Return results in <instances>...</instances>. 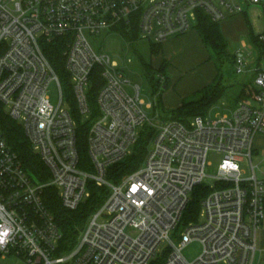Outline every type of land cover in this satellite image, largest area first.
Wrapping results in <instances>:
<instances>
[{"label":"built area","instance_id":"built-area-1","mask_svg":"<svg viewBox=\"0 0 264 264\" xmlns=\"http://www.w3.org/2000/svg\"><path fill=\"white\" fill-rule=\"evenodd\" d=\"M249 5L264 10V0H0V102L46 169L36 174L26 167L0 129V258L15 256L18 264H256L264 179L252 159L255 139L264 134V58L258 53V64L248 67V58L234 57L237 74L255 75L254 95L230 114L163 121L150 118L152 103L145 104L142 88L92 43L121 31L162 45L196 28L199 12L221 22ZM54 43L63 47L77 108L90 123L83 164L77 121L45 53ZM146 127L153 137L144 163L120 182L110 181V167L132 153ZM210 152L222 154L214 175L208 173ZM246 160L251 174L242 168ZM91 182L108 188V196L80 228L76 246L62 252L48 189L75 211L90 197ZM199 185L210 191L197 219L186 223ZM192 244H200L201 253L189 261L184 251Z\"/></svg>","mask_w":264,"mask_h":264},{"label":"rangeland","instance_id":"rangeland-1","mask_svg":"<svg viewBox=\"0 0 264 264\" xmlns=\"http://www.w3.org/2000/svg\"><path fill=\"white\" fill-rule=\"evenodd\" d=\"M257 11H253L252 16L256 19L253 24V30L257 33L264 32L263 19L258 20ZM261 16L263 15L262 10L260 11ZM221 33L226 43V51H215L207 46L210 53V58L217 67V77L215 78L216 84H221L227 87V93L225 97L213 108H211L206 114L207 117L214 119L216 116L230 114V109L234 108L239 101H237V95L245 86H250L253 89V83L255 75L250 72L239 75L235 71L233 58L237 55L248 58L250 63L248 67H254L260 61L258 53L253 49L250 41L249 28L246 23V19L241 14H236L226 18L219 23ZM193 29H196L195 27ZM112 32L104 33L97 39H92V43L95 48L102 52L110 55L118 64L125 68L126 72L133 85H139L142 88L141 98L145 104L152 103V108L147 109L150 118L156 116L163 121H168L172 118L173 108L176 107V102L182 99V83L187 79L190 74H195L194 79H197V75L201 74L203 80H207L206 74L200 72L198 68H187L176 67L175 71L166 69L160 71L159 61L161 57L158 55H152L151 44L148 41L142 40L136 36L135 40L128 41L126 35H123L121 31L118 34ZM185 51V48H184ZM162 56V55H161ZM131 59V62L128 61ZM146 64H151L147 66ZM261 64L264 67V60H261ZM164 66V63L162 64ZM165 67V66H164ZM247 68V67H246ZM182 80L177 83L175 78L177 74ZM160 75L163 77V81H160ZM176 85L174 86V84ZM168 84V88H164V85ZM213 84V83H212ZM133 93V90H131ZM50 96L53 103L58 102V90L55 84L50 87ZM202 93L200 91L190 93L183 97V101H197L201 98ZM243 101H248L243 100ZM264 138V134H260L255 139V150L253 151V164L256 166V173L260 179H264V146L261 141ZM222 154L219 152H210L209 162L212 167L208 168V173L214 175L216 167ZM242 168L246 169L248 174H251L250 162L248 160L242 162ZM213 180L208 179L205 184L208 186L213 185ZM264 223V221H263ZM262 223L261 238L264 239V224ZM181 231V230H179ZM261 242V241H260ZM262 249V243L260 247ZM201 253L200 244H192L184 251L185 257L189 261H194ZM258 261L260 257H257ZM19 258L15 256H8L3 259L0 258V264H18ZM263 262V261H262Z\"/></svg>","mask_w":264,"mask_h":264},{"label":"trees","instance_id":"trees-1","mask_svg":"<svg viewBox=\"0 0 264 264\" xmlns=\"http://www.w3.org/2000/svg\"><path fill=\"white\" fill-rule=\"evenodd\" d=\"M241 15L246 17V11L241 13ZM219 23L220 22H214L208 15L199 12L196 29L199 31L206 46L215 51H223L227 53L226 43L221 33ZM249 33L254 49L260 54V58L263 59L264 40H261L260 35H255L251 28L249 29ZM126 37L128 41H132L136 39V34ZM150 44L152 55L161 54V44H155L152 42ZM45 53L61 80L64 95L70 103L71 113L77 121L78 147L83 164L89 160L86 139L90 123L80 114L77 108L76 101L70 87L68 73L64 67L65 58L63 55V47L58 43H54L45 49ZM146 65L150 66L151 64ZM159 68L160 71H164L165 69L164 66ZM165 86L168 87L169 85L166 84ZM227 90V87L221 84H216V82L208 85L200 91L202 96L199 100L190 102L184 101L180 107L173 110L172 118L180 121H187L196 116L206 115L211 108L217 105L225 97ZM96 94V90L89 94V100L92 106L96 104ZM253 95L254 90L250 88V86H245L237 95V101L240 102L250 99ZM0 129L8 143L20 155L26 167L36 174L40 173V170L46 171L44 165L40 161V158L32 151L30 142L24 133L22 125L8 115L1 102ZM152 137L153 131L146 127L145 130L141 132L137 143L133 147L132 153L124 160L110 167L107 175L108 179L114 183H118L126 175L139 169L144 163L146 155L149 151ZM89 189L91 192L90 197L75 211L64 209L61 205L56 189H48L46 202L54 214L55 220L59 224L63 233V240L61 241L62 252L70 250L76 246L80 235V228L84 226L90 214L94 212L108 196V188L106 187H98L91 182L89 184ZM209 191V188L205 185H199L194 189L189 206L184 213V220L186 223L197 219L200 213V201L209 193Z\"/></svg>","mask_w":264,"mask_h":264},{"label":"crops","instance_id":"crops-1","mask_svg":"<svg viewBox=\"0 0 264 264\" xmlns=\"http://www.w3.org/2000/svg\"><path fill=\"white\" fill-rule=\"evenodd\" d=\"M262 10L263 15L261 16L260 11ZM246 11V23L248 28L252 29L255 35H261L264 32L257 33L253 29V24L256 22V19L252 16L253 11H257V18L258 20L263 19L264 22V10L262 5H249L245 9ZM251 41V39H250ZM252 44V41H251ZM253 47V44H252ZM185 48V51H184ZM254 49V47H253ZM255 50V49H254ZM162 55V56H161ZM161 57L159 61V67L162 66L164 63V68L171 69V71H175L176 67H181L183 69H187L193 67L198 68L200 72H204L206 74L207 80H203L202 75L199 74L194 79L195 74H190L187 79L182 83V99L176 102V107L173 109H177L182 105L183 97L190 93L198 92L207 87L208 85L214 83L215 78L217 77V67L213 63L210 58L209 50L207 49L206 44L204 43L199 31L197 29H191L188 33L173 38L165 43L162 44V52L159 55ZM234 59V58H233ZM164 69V70H165ZM177 74V73H176ZM252 74V73H251ZM183 77L177 74L175 81L179 83ZM176 83L174 84V86ZM165 87V85H164ZM169 87V86H168ZM166 86V88H168ZM262 146H264V138L261 141ZM264 224V223H263ZM262 229V228H261ZM260 229V230H261ZM261 232L258 233V250L256 254L255 262L256 264H264V239L260 236ZM261 241V242H260ZM260 243H262V249L260 248ZM260 257L258 261L257 257ZM263 261V262H262Z\"/></svg>","mask_w":264,"mask_h":264},{"label":"water","instance_id":"water-1","mask_svg":"<svg viewBox=\"0 0 264 264\" xmlns=\"http://www.w3.org/2000/svg\"><path fill=\"white\" fill-rule=\"evenodd\" d=\"M164 88H166V86Z\"/></svg>","mask_w":264,"mask_h":264}]
</instances>
